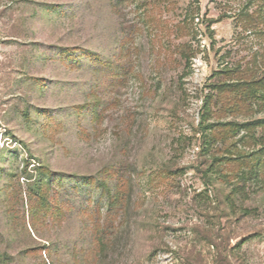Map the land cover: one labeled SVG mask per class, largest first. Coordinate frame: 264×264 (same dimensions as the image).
<instances>
[{"label": "rangeland", "instance_id": "rangeland-1", "mask_svg": "<svg viewBox=\"0 0 264 264\" xmlns=\"http://www.w3.org/2000/svg\"><path fill=\"white\" fill-rule=\"evenodd\" d=\"M263 9L0 0V264H264V157L259 181L238 177L260 142L197 131L206 101L204 123L264 118L215 87L264 71Z\"/></svg>", "mask_w": 264, "mask_h": 264}, {"label": "trees", "instance_id": "trees-1", "mask_svg": "<svg viewBox=\"0 0 264 264\" xmlns=\"http://www.w3.org/2000/svg\"><path fill=\"white\" fill-rule=\"evenodd\" d=\"M261 16L264 17V9L261 13ZM253 19H250V24H253ZM215 87H217V92L219 91H223L226 88L230 87L231 89L235 90L237 92V94H239L242 98V101H246L249 104V108H252V104H259V105H264V71L261 74H256L254 76H252V78L250 79H243V80H237L234 82H230V83H218L217 85H215ZM208 101L205 102V109H204V113L202 115L203 121H201L200 123V128L197 130L199 133H202L203 138L205 137V143L207 142L208 147L213 146V144H216L215 142L213 143L214 137L216 138L217 135L214 133V135H212V132L215 131L214 129H217L219 127H235L237 126V128L240 129H245L246 130V135L244 138H242L241 140H244L245 138H247L248 140H256L257 143L261 144V148L257 149V151H253L250 155L253 157L251 159H254L252 161V165L245 170V172H242V175L238 174L239 180L246 184L247 181L251 180V181H259L260 176H261V172L258 168V160L259 157L260 159L262 157H264V135L260 136L259 138L255 135V133L250 132L251 128H253L254 126H257L259 124L264 125V118H258L255 119L253 121H246L244 123H239V122H217V123H204V117L206 114L210 113V107L208 106ZM238 104L233 106V107H229V110L234 111V108H238ZM260 106L258 109L263 110V107ZM239 129V130H240ZM217 141V140H215ZM223 143L225 140H223ZM226 145V143L224 144ZM260 155V156H258ZM228 156V157H227ZM226 159H230L232 158V156L230 155H226L225 156ZM245 157H249L247 153H241L239 156H237V158H242L244 159ZM224 159L223 156L219 157V159L216 162L217 165L221 164V161ZM264 167V164H263ZM262 167V168H263ZM262 171V170H261ZM42 185H44L45 181L43 178L40 179L39 181ZM243 184V185H244ZM121 197V196H120ZM119 195H114L112 196L111 199V203L113 204H120L121 203V199ZM255 209L253 208H247L244 207L243 208V212L244 213H252L254 212ZM222 239L223 237H225L224 233L221 236ZM226 239H229V236L225 237ZM249 237H245L243 239H241L240 241H238L232 248H230V252H238V250L240 249V247L242 246V243L244 241H246ZM97 241H99V245H101L102 247H106L109 244L112 245L115 241L114 236H113V232H110L108 237L107 235H103V237L97 238ZM214 246H217V248L219 249V254H223L225 252L224 246L219 245L216 241H214L213 243H211ZM99 251H97L98 253ZM238 253H234V255H232V253H228L227 256L229 258V260H227L226 264H244L243 260L239 257L236 256ZM96 255V254H95ZM94 255V257H95ZM233 257V258H232Z\"/></svg>", "mask_w": 264, "mask_h": 264}]
</instances>
